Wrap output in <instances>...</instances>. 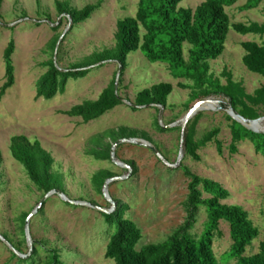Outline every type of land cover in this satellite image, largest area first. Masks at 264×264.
I'll return each instance as SVG.
<instances>
[{"label": "rangeland", "instance_id": "rangeland-1", "mask_svg": "<svg viewBox=\"0 0 264 264\" xmlns=\"http://www.w3.org/2000/svg\"><path fill=\"white\" fill-rule=\"evenodd\" d=\"M55 1L67 2L77 10L100 2V8L87 21L72 27L65 16L57 13ZM203 1L182 0L178 7L194 9ZM245 1L239 0L225 8L230 23H263L262 5L240 11ZM137 3L138 0H2L0 87L4 82L3 51L10 41L14 43L11 56L14 84L0 98V264H50V251L58 254L60 264H115L104 257L115 223L109 224L105 214L94 208L71 205L52 194L30 218L27 229L25 222L21 223L22 215L34 211L44 194L36 190L23 167L10 155L9 140L17 135L25 136L30 142L38 141L51 156L52 172L60 178L55 190L67 200L111 212L116 206L124 207L123 218L132 221L141 233L136 250L163 243L183 223L188 181L178 169L182 165L202 178L218 182L230 195L222 203L240 206L248 213L259 236L246 248L245 255L257 252L264 230V158L254 152L247 140L238 144L235 154L229 153L230 121L224 111H200L194 124L195 142L212 129L219 130L216 140L221 144L220 154L214 142L198 148V161L186 156L183 149L179 165L170 168L142 145L144 142L150 145L169 164L176 163L180 127L160 132L157 124L164 127L179 122L195 103L203 100L191 102L192 89L178 87L179 83L192 86L191 81L174 78L166 64H151L140 51H135L127 56L126 68L120 72L116 85L122 104L94 121L85 124L80 118H70L63 112L82 102L95 101L115 81L119 69L116 62L91 67L83 78L69 79L64 92L51 100L35 98L37 83L47 71L49 61L67 70L83 63L93 53L113 48L117 20L133 17ZM251 40L260 41L254 35L242 36L229 28L222 54L208 61L209 74L221 84H225L222 76L225 70L234 81L243 84L248 94L264 85L263 79L248 72L241 62L244 51L240 44ZM187 48L185 44V59ZM159 83L172 86L164 108L130 109L129 103L133 104L137 92ZM205 99L227 106V101L218 96ZM260 127L264 129V120ZM123 139H134L136 143L117 145L113 159L127 165L129 170L115 165L111 158L113 144ZM98 173L107 177L105 181L117 179L106 187L107 198L113 204L103 195L104 183L102 186L93 183V176ZM205 220L201 209L193 234L200 235ZM219 230L221 237L212 243L215 259L219 264H237L228 257L231 246L228 224L220 221ZM13 250L25 261L17 263L11 256Z\"/></svg>", "mask_w": 264, "mask_h": 264}, {"label": "trees", "instance_id": "trees-1", "mask_svg": "<svg viewBox=\"0 0 264 264\" xmlns=\"http://www.w3.org/2000/svg\"><path fill=\"white\" fill-rule=\"evenodd\" d=\"M181 1L138 0L133 17L117 20L113 48L93 53L83 63L75 64L67 70H61L53 60L49 61L47 71L37 83L35 98L53 99L57 93L64 92L69 79L85 77L89 72L86 68L97 64L116 62L120 64L122 74L126 68L127 56L140 51L149 63L166 64L174 78L191 81L192 86L178 84L181 89H192L191 102L218 96L225 99L227 105L245 119L264 117V85L248 94L243 84L234 81L225 70L222 72L225 84H221L209 74L208 65V61L215 60L222 54L226 35L231 28L239 35L251 34L260 39L259 42L251 40L240 44L244 51L241 62L248 72L260 76L264 81V22L231 24L225 8L233 6L239 0H204L194 9L178 7ZM1 4L2 0L0 8ZM259 5H262L261 11L264 15V0H246L239 10L249 11ZM99 8L100 2L77 10L71 8L67 2L55 1L57 13L70 20L72 27L87 21ZM185 44L188 46L187 59L183 55ZM13 52L14 43L10 41L2 56L4 82L0 87V98L14 84L11 61ZM114 82L113 79L95 101L74 105L63 114L70 118H80L82 123L87 124L121 105L122 100L115 92ZM171 91L170 83L154 84L137 92L133 106L156 105L164 108ZM133 106L130 109L136 111L137 108ZM198 116L197 114L195 120L186 126L183 142L185 155L195 161L199 160L196 153L198 148L209 142H214L217 152L221 153V144L216 140L219 134L217 128L204 134L198 142L193 140L194 124ZM226 117L230 121L229 153L235 154L238 144L247 140L253 146L254 152L264 158V132L255 133L229 116ZM157 128L160 132L175 130L164 129L158 124ZM9 152L23 167L37 191L45 195L56 189L60 178L52 172L53 159L38 141L30 142L23 135L12 136L9 140ZM179 168L188 181L187 197L183 203V223L163 243L145 245L136 250L135 246L141 238L140 230L132 221L123 218L126 209L116 206L113 212L104 215L109 224L115 223V232L108 240L104 257L113 260L115 264H219L213 254L212 243L215 238L221 237L219 222L224 221L228 224L231 240L228 257L235 259L237 264H264V230L257 252L246 256V248L259 236V231L249 219L248 213L240 206L222 203L230 195L218 182L202 178L182 165ZM106 178L101 173L95 174L93 183L102 186ZM201 209L205 212L206 220L200 235L196 236L192 230ZM27 215H22V224ZM2 237L11 244L6 236ZM15 250L17 251L16 248ZM50 253V264H60L58 254L55 251ZM11 256L17 263L25 261L13 251Z\"/></svg>", "mask_w": 264, "mask_h": 264}, {"label": "water", "instance_id": "water-1", "mask_svg": "<svg viewBox=\"0 0 264 264\" xmlns=\"http://www.w3.org/2000/svg\"><path fill=\"white\" fill-rule=\"evenodd\" d=\"M69 23L70 20H69ZM55 63V62H54ZM98 65V64H97ZM97 65H94V66H97ZM94 66H90V67H87L86 69H89L91 67H94ZM120 72H121V66L119 64V69L117 71V74H116V77H115V92H116V85H117V82L119 80V76H120ZM129 106H133V104L129 103ZM150 106H153V107H156V105H150ZM133 107H136V108H143V107H147V106H133ZM162 108V107H161ZM216 109H219V110H222L224 111L232 120L236 121L237 123L241 124L242 126H244L245 128L255 132V133H263L264 132V129H261L260 128V122L264 120V117H261V118H258V119H255V120H248V119H245L243 118L242 116H240L231 106L227 105V106H221L219 105V101L217 100H211V99H203L197 103H195L190 109L189 111L186 113V115L183 117V119H181L179 122H175V123H172L170 125H167V126H164L162 128L164 129H172V128H175V127H180V143H179V152H178V159L176 161L175 164H169L168 162H166L163 157L160 155V153L155 150L154 148H152L150 145L146 144L145 142L142 143L143 146L149 148L152 153L162 162L164 163L165 165H167L168 167L170 168H176L178 165H179V162L181 160V157H182V150H183V142H184V132H185V127H186V124L187 122L192 118L194 117L198 112L200 111H203V110H211V111H214ZM158 122L159 124L161 125L162 124V120H161V113H159V118H158ZM252 125H258L259 128H255V127H252ZM136 143V141L134 139H123V140H119L117 142H115L111 148V158L113 160V162L115 163V165L117 166H120V167H124L126 169L129 170V167L127 165H122L120 163H117L114 161L113 159V150L114 148L119 145L120 143ZM120 179H123L122 177ZM117 179L115 178H110V179H107L105 182H104V185H103V195L107 198V192H106V187H107V184H109L110 182H113ZM52 194H56L57 196H59L63 201L71 204V205H76V206H88V207H91V208H94L96 209L97 211H99L100 213H103V214H109L111 213V211L109 210H106V209H103V208H100V207H96V206H93V205H90V204H86V203H81V202H76V201H69L66 199V197L64 196L63 193H61L60 191L58 190H52L50 192H48L47 194H45L43 196V198L41 199L38 207L32 211L26 218L25 220V228L27 229V226H28V223H29V220L30 218L37 213L38 209L43 205L44 201ZM108 199V198H107ZM110 201V199H108ZM111 202V201H110ZM112 203V202H111ZM113 204V203H112ZM26 239L28 241V234H27V231H26ZM13 252H15L13 250Z\"/></svg>", "mask_w": 264, "mask_h": 264}, {"label": "bare ground", "instance_id": "bare-ground-1", "mask_svg": "<svg viewBox=\"0 0 264 264\" xmlns=\"http://www.w3.org/2000/svg\"><path fill=\"white\" fill-rule=\"evenodd\" d=\"M260 125V124H259ZM252 127H255V128H259V126L258 125H252ZM261 128V127H260ZM259 128V129H260Z\"/></svg>", "mask_w": 264, "mask_h": 264}]
</instances>
